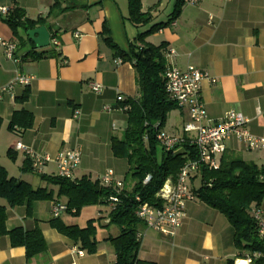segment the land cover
Returning <instances> with one entry per match:
<instances>
[{
  "label": "crops",
  "instance_id": "1",
  "mask_svg": "<svg viewBox=\"0 0 264 264\" xmlns=\"http://www.w3.org/2000/svg\"><path fill=\"white\" fill-rule=\"evenodd\" d=\"M180 1L183 2L141 0V11L150 16V22L136 26L128 20L127 0H0V6L21 8L25 17L33 20L45 17L54 4L55 10L67 7L43 25L59 41V46L52 45L49 50L36 49L22 32L24 44L18 45L3 20L6 16L0 15V39L16 44V61L7 58L0 45V86L17 74L34 76L28 86H16L0 99V167L8 177L54 194L52 199L34 201L29 207H9L0 200L6 206L8 230L38 228L46 242L44 252L27 259L25 247L12 246L8 235H0V264L115 261L107 238L118 235L119 229L107 225L109 206L91 205L95 210L88 219L99 218L97 250L93 254L78 249L49 224L53 218L52 203H66L65 198L56 196L58 186L48 180L57 176L55 157L60 150H80L81 160L73 178L89 175L96 179L112 170L114 178L122 181L128 171L126 160L113 156L111 139L121 137L127 126V113L120 109L117 96L122 95L124 100L140 97L137 74L131 62L115 57L114 50L103 41V24L112 42L126 54L138 34L163 24L147 35L145 42L166 44L167 66H195L209 73L213 81L204 79L200 88L207 117L218 120L227 111L235 110L248 119L246 127L251 134L264 137V0H198L194 5L182 3L174 14ZM75 33L80 37H75ZM42 51H47V56L34 59ZM51 51L58 55H49ZM117 59L121 60L119 64ZM90 82L100 83L102 91L93 92ZM26 89L27 100L17 102L16 98ZM20 109L32 114L33 124L25 130H11L8 126L12 114ZM74 110L79 111L77 117H73ZM187 120L188 111L178 107L168 114L162 129L169 134H182ZM17 142L52 160L40 170H33L27 165L30 161L26 155L14 149ZM225 152L264 167V150H247L234 137L226 142ZM259 209L264 212V201ZM80 214L63 213L59 218L68 225L83 227L88 219L84 225L79 224L76 218ZM138 236V259L157 264H226L236 253L233 229L226 217L197 198L186 202L185 216L174 235L143 226ZM77 251H83V255Z\"/></svg>",
  "mask_w": 264,
  "mask_h": 264
},
{
  "label": "trees",
  "instance_id": "2",
  "mask_svg": "<svg viewBox=\"0 0 264 264\" xmlns=\"http://www.w3.org/2000/svg\"><path fill=\"white\" fill-rule=\"evenodd\" d=\"M128 20L133 25H147L150 16L141 11V0H127ZM183 2L177 3L174 14L179 12ZM54 4L45 17L29 19L25 17L24 10L18 7L10 9L3 19L18 41L24 44L22 33L35 26L46 25L51 17H56L64 12L67 7L55 10ZM163 24H155L148 31L137 35L130 44V52L120 51L112 42L108 28L103 24L101 36L103 41L114 50V56L123 61L131 62L137 74V86L140 92L138 99H128L122 104H128L127 126L121 137H112L111 150L116 158L126 160L128 172L133 184L129 189L123 186L117 192L109 186L101 184L96 178L89 175L79 178H62L51 176L48 180L58 186L56 196L65 198L67 212L77 216L85 206L105 205L110 196H116L118 202L110 208L107 217L108 224L119 229L118 235L109 237L115 261L113 264H157L151 261L139 260L137 257L140 241L138 231L145 226L144 222L136 215L139 203L159 205L155 197L164 182L170 178L176 179L180 167L188 159L196 158L193 146L183 145L180 152L165 151L156 139V131L152 127L160 122L162 126L168 114L178 108L175 101L171 100L165 90L164 72L167 68L164 50L165 43L152 45L145 42V37L158 29ZM49 55L58 54L51 51ZM47 56V51H42L34 59ZM28 98V90L16 98L17 102H24ZM1 124V119H0ZM33 124L30 112L20 109L15 110L9 122V129L19 127L28 129ZM31 167V163L27 164ZM150 180L144 184L146 175ZM200 185L194 189L196 198L207 206L222 213L233 229V244L236 250L226 264H235L237 259L250 258L251 264H264V237L260 236L257 223L251 210L259 207L264 201V167L251 161H246L240 156L224 152L217 169L202 168L200 171ZM52 191L44 188H33L30 184L7 176L0 167V200H4L9 207L30 204L34 201L52 199ZM139 198V202L136 200ZM74 210V212H72ZM98 219H88L83 227L68 225L59 217L52 218L49 224L62 235L71 239L80 250L93 254L97 250V223ZM0 235H8L12 246H23L26 258L30 259L46 249V242L41 231L35 228L25 231L20 227L8 230L6 228V206L0 204Z\"/></svg>",
  "mask_w": 264,
  "mask_h": 264
},
{
  "label": "built area",
  "instance_id": "3",
  "mask_svg": "<svg viewBox=\"0 0 264 264\" xmlns=\"http://www.w3.org/2000/svg\"><path fill=\"white\" fill-rule=\"evenodd\" d=\"M197 1L183 0V3L194 5ZM9 11L8 7L0 6V15L7 16ZM75 37H80V35L75 33ZM50 44L59 46V41L55 35H50ZM0 45L4 48L7 58L14 59L16 44L12 41L0 39ZM120 62V59L116 60L117 64ZM33 79V75L17 74L8 83L0 86V99L5 94L12 93L16 86H28ZM164 79L165 90L169 98L175 101L179 108H185L188 111V120L182 127V134L179 135L164 131L160 122L154 123L152 127L156 131V139L165 151L173 153L182 151L184 144L193 146L196 151V158L185 161L180 167L175 180L168 178L164 182L155 195L159 205L139 203L136 215L147 228L166 235H174L185 216L186 202L196 198L193 181L199 178L201 169L207 168L210 170L219 167L220 157L225 152L226 142L231 137L237 139L250 151L264 150V137L251 134L246 127L248 119L235 110L227 111L218 120H211L207 117L200 94L201 82L204 79L213 81L207 71L195 66H188L185 69L167 66ZM89 87L95 93H99L103 89V86L97 82H90ZM117 101L121 103L119 106L121 110H128L129 105L122 104L125 101L122 95L117 96ZM78 114L79 111L74 110L73 117H77ZM14 149L22 151L26 155L31 163V168L35 171L40 170L52 160L48 155H40L20 142L15 144ZM80 160L81 153L79 149L65 148L60 150L55 157L57 176L73 179L74 171L77 169ZM150 177L149 174L146 175L143 183L146 184ZM97 179L101 184L112 187L117 192L123 186L122 181L114 178L112 170L106 171ZM136 200L140 201L138 197H136ZM105 202L111 208L118 202V198L110 196ZM67 210V204L64 202L55 201L52 203L51 214L53 218L60 217ZM251 213L257 223L259 235L264 237V212L259 207H255L251 210ZM77 254L83 255V251H77ZM245 260L247 264H251L250 258ZM236 262L235 264H237Z\"/></svg>",
  "mask_w": 264,
  "mask_h": 264
},
{
  "label": "water",
  "instance_id": "4",
  "mask_svg": "<svg viewBox=\"0 0 264 264\" xmlns=\"http://www.w3.org/2000/svg\"><path fill=\"white\" fill-rule=\"evenodd\" d=\"M25 34L36 49L50 45V33L43 25L27 30Z\"/></svg>",
  "mask_w": 264,
  "mask_h": 264
},
{
  "label": "rangeland",
  "instance_id": "5",
  "mask_svg": "<svg viewBox=\"0 0 264 264\" xmlns=\"http://www.w3.org/2000/svg\"><path fill=\"white\" fill-rule=\"evenodd\" d=\"M52 48V45L50 44L49 46H47V47H44V48H40V49H44V50H49V49H51ZM122 181H123V186H124V188L125 189H129L131 186H132V184H133V179H132V177H131V175H130V173L127 171L123 176H122ZM200 185V180L199 179H197L196 181H195V184L193 185V187L195 188V189H197V187ZM82 210V211H81ZM80 210V212H81V214L78 216L79 218H76V221H78L79 222V224H81V225H84V223H85V221H86V219H88V217H89V215H92L91 213H92V211H94L95 209L92 207V206H89L88 208H83V209H81ZM114 226V225H113ZM114 227H116V226H114ZM111 229V228H110ZM98 230H99V228H98Z\"/></svg>",
  "mask_w": 264,
  "mask_h": 264
},
{
  "label": "bare ground",
  "instance_id": "6",
  "mask_svg": "<svg viewBox=\"0 0 264 264\" xmlns=\"http://www.w3.org/2000/svg\"><path fill=\"white\" fill-rule=\"evenodd\" d=\"M237 262V264H247V261L245 260V259H240L239 258V260H236Z\"/></svg>",
  "mask_w": 264,
  "mask_h": 264
}]
</instances>
